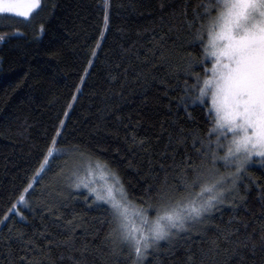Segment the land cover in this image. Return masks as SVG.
Masks as SVG:
<instances>
[{
  "label": "trees",
  "instance_id": "16d2710c",
  "mask_svg": "<svg viewBox=\"0 0 264 264\" xmlns=\"http://www.w3.org/2000/svg\"><path fill=\"white\" fill-rule=\"evenodd\" d=\"M183 7L184 0H109L107 28L104 0H41L29 17L0 14V264H21L23 256L24 264H133L126 244L114 250L105 239L113 227L106 203L72 187L68 173L83 159L106 163L129 199L147 208L162 187L184 193L186 158L199 164L197 150L207 148L194 137L210 139L216 150L210 98L188 108L182 99L184 82L203 78L205 69L211 75L214 63L203 45L188 43ZM189 54L204 62L186 72ZM61 120L60 146L79 145L85 156L69 154L53 174L58 180L39 174L33 181ZM217 167L234 170L222 161ZM30 182L28 205L17 204L23 217L5 219ZM262 236L264 162L248 165L222 204L161 240L144 264H264Z\"/></svg>",
  "mask_w": 264,
  "mask_h": 264
},
{
  "label": "snow or ice",
  "instance_id": "6c2138e0",
  "mask_svg": "<svg viewBox=\"0 0 264 264\" xmlns=\"http://www.w3.org/2000/svg\"><path fill=\"white\" fill-rule=\"evenodd\" d=\"M190 3L191 0H184V7L179 14L183 17L182 26H186L190 33L188 43L192 46L197 42L203 45L204 57L210 56L214 63L211 75L205 69L203 78L194 74V83L184 82L182 99L187 101L184 107L188 108L197 103L203 106L207 103L206 98L210 97L208 115L214 123L209 128V135L218 133L216 150L212 149L210 139L205 141L194 137L193 144L199 142L202 146L206 144L207 148L197 150L201 153L199 164L191 163V157L186 158L181 183L184 193L178 195L162 187L155 197H148L157 202L148 203L147 208L139 207L129 199L119 174L106 163L100 165L96 161L101 168L108 169L104 174L111 178V182L106 181L103 186H91L86 178L73 173L75 179L72 187H86L93 194L94 202H106L113 227L105 239L113 242L114 250L117 243L126 244L133 264H144L149 250L158 247L161 240H171L173 236L187 230L190 222L212 213L218 204L224 202L227 194L235 191L237 181L249 162L255 156L264 160V0H200V3L189 9ZM40 4L41 0H0V14L19 13L22 17H29ZM108 7L109 0H104L105 28L109 21ZM100 35L103 37V30ZM3 39L5 37L0 35V40ZM203 62L189 54L185 71ZM63 126L64 121L61 120L60 127L42 154L43 160L33 174V181H37L38 175L47 170L49 158L54 155L75 152L84 158L85 153L79 145L60 146ZM228 130L232 138L228 141L224 155H218L217 150H223L224 147L219 142L226 137ZM221 161L225 169L234 170L221 173L217 167ZM91 168L90 162L88 170L91 171ZM188 172L192 173L190 177ZM32 188L31 182L23 188L16 202L5 213V219L9 213L23 217L17 204L28 205L26 194ZM145 196H148V190ZM149 209L156 211L155 217L147 215ZM63 243L70 244L71 241ZM261 246L264 247V236L261 237ZM252 247L256 245L252 244ZM26 260L27 256L21 257V264ZM29 264L34 262L29 261Z\"/></svg>",
  "mask_w": 264,
  "mask_h": 264
},
{
  "label": "rangeland",
  "instance_id": "374dc122",
  "mask_svg": "<svg viewBox=\"0 0 264 264\" xmlns=\"http://www.w3.org/2000/svg\"><path fill=\"white\" fill-rule=\"evenodd\" d=\"M21 2H24V0H21ZM15 14L19 15V13H15ZM210 102H211V99H210ZM231 138H232L231 131L228 130L227 136L225 137V140H224V143H226V148H227L228 141L231 140ZM68 157H69V154L68 155H54L50 161L49 166L47 167V170L43 172L39 180H58L57 178L54 177L53 174L56 170L58 172H61L62 170L65 169V166H66L65 164L68 161L67 160ZM90 162L92 164L91 171L88 170V165ZM260 162H264V160H262L259 156H255L254 159L249 162V165L253 163H260ZM107 170L108 169L101 168L99 165H97L96 162L94 163L92 161H88V159H83L80 164H78L68 173V176H69V180H71V183L74 182L75 176H73V173L75 172L76 175L86 178L91 186H103L106 181L111 182V178L104 174ZM147 215L150 217L149 213H147Z\"/></svg>",
  "mask_w": 264,
  "mask_h": 264
},
{
  "label": "bare ground",
  "instance_id": "6f19581e",
  "mask_svg": "<svg viewBox=\"0 0 264 264\" xmlns=\"http://www.w3.org/2000/svg\"><path fill=\"white\" fill-rule=\"evenodd\" d=\"M179 64V63H178Z\"/></svg>",
  "mask_w": 264,
  "mask_h": 264
}]
</instances>
